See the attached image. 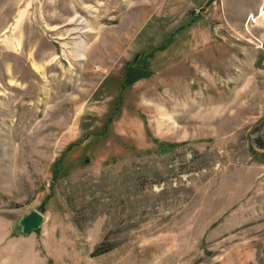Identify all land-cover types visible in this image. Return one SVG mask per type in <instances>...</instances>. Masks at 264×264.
Returning a JSON list of instances; mask_svg holds the SVG:
<instances>
[{
    "label": "rangeland",
    "instance_id": "1",
    "mask_svg": "<svg viewBox=\"0 0 264 264\" xmlns=\"http://www.w3.org/2000/svg\"><path fill=\"white\" fill-rule=\"evenodd\" d=\"M49 261L264 264V0H0V264Z\"/></svg>",
    "mask_w": 264,
    "mask_h": 264
},
{
    "label": "water",
    "instance_id": "2",
    "mask_svg": "<svg viewBox=\"0 0 264 264\" xmlns=\"http://www.w3.org/2000/svg\"><path fill=\"white\" fill-rule=\"evenodd\" d=\"M153 70L140 68V67H128L126 69L128 82H135L142 78H147L153 74ZM88 161V160H86ZM44 220L42 213L33 209L28 213L23 215L19 221L18 225L20 227L21 233L30 234L40 228Z\"/></svg>",
    "mask_w": 264,
    "mask_h": 264
},
{
    "label": "trees",
    "instance_id": "3",
    "mask_svg": "<svg viewBox=\"0 0 264 264\" xmlns=\"http://www.w3.org/2000/svg\"><path fill=\"white\" fill-rule=\"evenodd\" d=\"M73 145V144H72ZM71 145V146H72ZM70 146V147H71ZM61 167H62V164H61V158H59L58 160H56L55 162H54V164H53V175L55 176H57V175H59V173H60V170H61ZM48 264H52L51 263V261H49L48 262Z\"/></svg>",
    "mask_w": 264,
    "mask_h": 264
}]
</instances>
